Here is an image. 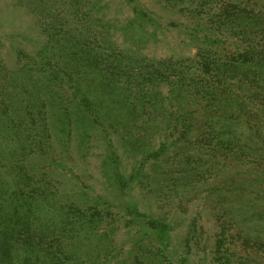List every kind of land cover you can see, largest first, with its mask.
I'll list each match as a JSON object with an SVG mask.
<instances>
[{
  "label": "rangeland",
  "instance_id": "374dc122",
  "mask_svg": "<svg viewBox=\"0 0 264 264\" xmlns=\"http://www.w3.org/2000/svg\"><path fill=\"white\" fill-rule=\"evenodd\" d=\"M10 205L37 264H264V0H0Z\"/></svg>",
  "mask_w": 264,
  "mask_h": 264
},
{
  "label": "trees",
  "instance_id": "16d2710c",
  "mask_svg": "<svg viewBox=\"0 0 264 264\" xmlns=\"http://www.w3.org/2000/svg\"><path fill=\"white\" fill-rule=\"evenodd\" d=\"M14 210V213L12 211ZM138 216L141 214L135 210ZM30 211L19 217L16 213L15 206H9L7 209L0 208V264H37L35 256L37 254V247L29 240L20 244L16 240V234L19 230L25 231L27 234L31 233V227L29 218ZM95 218L91 220H83L89 227L94 224ZM21 224V225H19ZM152 228L158 230L159 236L164 238L166 236V225L160 222L149 221ZM228 259L226 260V263ZM42 264H45L42 262ZM57 264L55 260L51 258L50 263ZM58 264H72L70 257L66 256L61 259ZM184 264V263H183Z\"/></svg>",
  "mask_w": 264,
  "mask_h": 264
}]
</instances>
